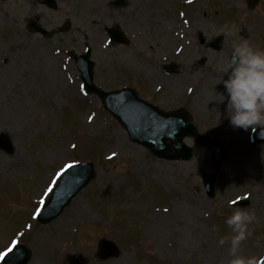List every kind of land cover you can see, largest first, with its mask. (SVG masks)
I'll return each mask as SVG.
<instances>
[{
	"label": "rangeland",
	"instance_id": "rangeland-1",
	"mask_svg": "<svg viewBox=\"0 0 264 264\" xmlns=\"http://www.w3.org/2000/svg\"><path fill=\"white\" fill-rule=\"evenodd\" d=\"M0 0V132L12 143L0 148V252L22 243L27 264H222L231 235L226 218L237 208L254 210L256 222L240 254L264 264V144L259 128L233 127L220 70L233 39L264 49V0ZM34 19L45 38L30 32ZM118 27L126 43L105 31ZM235 26L237 36L214 34ZM202 34L204 42L199 41ZM220 36V48L206 46ZM91 47L94 83L110 91L134 87L162 111L183 109L201 135L226 149L218 167L211 150L195 144L189 160H166L131 142L82 88L69 52ZM174 63L173 71L164 65ZM91 161L96 174L53 220L40 223L37 210L63 168ZM211 172L207 195L203 175ZM244 200L243 205L236 201ZM235 203H232V202ZM102 239L117 251L102 258ZM0 259V264H1Z\"/></svg>",
	"mask_w": 264,
	"mask_h": 264
},
{
	"label": "water",
	"instance_id": "water-1",
	"mask_svg": "<svg viewBox=\"0 0 264 264\" xmlns=\"http://www.w3.org/2000/svg\"><path fill=\"white\" fill-rule=\"evenodd\" d=\"M47 7H56V0H36ZM113 4L123 5L124 0H113ZM30 32H38L43 37H51L57 31H65L69 23H64L57 29L47 30L36 20L28 19L26 24ZM110 39L114 43H125V35L116 27L105 28ZM221 37L212 39L209 46L218 50ZM203 39L201 38V41ZM71 56L80 73L83 87L87 92L96 93L103 105L115 120L125 129L131 142L145 146L154 156L168 160H189L192 158V147L184 142V137L190 136L195 144H201L211 150V161L218 167L226 156V149L218 141L211 140L201 135L191 122V117L183 110L177 109L164 112L154 104L140 98L134 88L123 87L110 91L103 90L93 82L94 63L90 59L91 48L86 46L80 55L70 51ZM230 57V56H229ZM174 64L165 65L166 70L173 71ZM257 143L264 144V128H257L254 134ZM0 148L5 152H11L12 143L6 133L0 132ZM96 169L91 161L78 162L67 167L52 188L44 204L37 212V220L47 223L56 218L70 203L72 198L84 188L95 176ZM203 186L207 195L211 196L214 189V176L211 172L202 177ZM243 205L244 200L236 202ZM100 244L107 248L102 258H106L117 251L114 243L102 239ZM7 252L1 264H27L31 258L30 249L24 244H16ZM72 264H84L80 257H71Z\"/></svg>",
	"mask_w": 264,
	"mask_h": 264
},
{
	"label": "clouds",
	"instance_id": "clouds-1",
	"mask_svg": "<svg viewBox=\"0 0 264 264\" xmlns=\"http://www.w3.org/2000/svg\"><path fill=\"white\" fill-rule=\"evenodd\" d=\"M237 36L235 26H225L215 35ZM227 96L220 94V101L226 100L231 125L241 128H264V49L253 46L249 40L239 37L231 42L230 57L223 61L221 69ZM254 210L237 208L226 218L231 235L222 237L218 243H228L229 258L222 264H257L256 257L240 254L242 243L251 236L249 225L256 222Z\"/></svg>",
	"mask_w": 264,
	"mask_h": 264
},
{
	"label": "snow or ice",
	"instance_id": "snow-or-ice-1",
	"mask_svg": "<svg viewBox=\"0 0 264 264\" xmlns=\"http://www.w3.org/2000/svg\"><path fill=\"white\" fill-rule=\"evenodd\" d=\"M232 203H235V202L233 201ZM11 250H12L11 248L8 249L9 252H11ZM4 255H5V253L0 252V259H3Z\"/></svg>",
	"mask_w": 264,
	"mask_h": 264
},
{
	"label": "flooded vegetation",
	"instance_id": "flooded-vegetation-1",
	"mask_svg": "<svg viewBox=\"0 0 264 264\" xmlns=\"http://www.w3.org/2000/svg\"><path fill=\"white\" fill-rule=\"evenodd\" d=\"M200 36H201V34H199V37H200ZM203 41H204V39H203ZM209 42H210V41H209ZM209 42H208V43H209ZM206 46H208V44H207Z\"/></svg>",
	"mask_w": 264,
	"mask_h": 264
}]
</instances>
